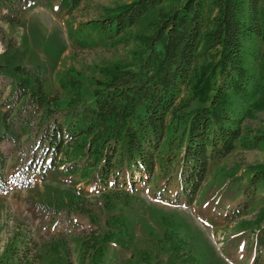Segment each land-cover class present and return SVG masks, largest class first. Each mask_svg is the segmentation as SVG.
<instances>
[{
    "label": "trees",
    "instance_id": "obj_1",
    "mask_svg": "<svg viewBox=\"0 0 264 264\" xmlns=\"http://www.w3.org/2000/svg\"><path fill=\"white\" fill-rule=\"evenodd\" d=\"M83 1L61 0L59 8L72 15ZM52 2L0 0V10L17 26L24 13ZM81 27L89 32L84 45H125L131 59L100 67L94 105L77 92L64 108L46 91L45 67L0 59V194L20 177L8 179L2 144L19 150L27 137L30 181L53 173L79 176L113 211L118 203L130 206L139 185H151L159 163L168 161L155 194L162 199L176 182L192 204L211 167L252 132L247 124L264 105V0H131L104 8ZM250 61L260 77L250 72ZM253 138V148L264 145V129ZM261 185L264 165L244 188L242 206ZM107 224L93 246L94 264L111 243L129 246L130 221L113 216Z\"/></svg>",
    "mask_w": 264,
    "mask_h": 264
},
{
    "label": "rangeland",
    "instance_id": "obj_2",
    "mask_svg": "<svg viewBox=\"0 0 264 264\" xmlns=\"http://www.w3.org/2000/svg\"><path fill=\"white\" fill-rule=\"evenodd\" d=\"M60 1L24 13L17 26L3 20L7 9L2 8L0 59L45 67L46 91L60 98L61 108L77 92L83 103L94 105L100 67L129 60L131 55L125 45H84L89 32L81 25L97 18L104 8L131 0H84L72 15L59 8ZM249 68L260 77L258 64L250 61ZM3 111L0 108V117ZM247 126L253 133L237 143L232 155L211 167L192 204L186 202L176 182L162 199L155 194L162 166L168 164L161 161L153 183L139 185L132 204L118 203L113 211L104 207L100 191L79 176L53 173L46 180L30 181L32 177L24 172L31 159L27 137L19 150L2 144L8 179L20 177L0 194V261L94 264L93 246L109 230L107 222L124 216L131 223L129 246L111 243L100 264H264V186L242 206L244 188L264 165V145L250 146L257 129H264L263 104L257 106ZM169 170L177 171L176 161Z\"/></svg>",
    "mask_w": 264,
    "mask_h": 264
}]
</instances>
